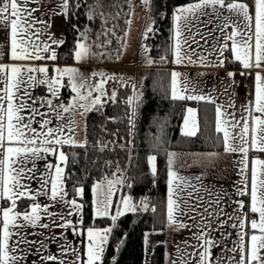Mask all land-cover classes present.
Wrapping results in <instances>:
<instances>
[{"label": "snow or ice", "instance_id": "6c2138e0", "mask_svg": "<svg viewBox=\"0 0 264 264\" xmlns=\"http://www.w3.org/2000/svg\"><path fill=\"white\" fill-rule=\"evenodd\" d=\"M41 2L0 0V31H5L7 42L6 45L0 44V48H7L6 52L0 51V264H103L105 245L113 231L112 227L103 230L88 227L85 230L88 241L86 260L74 247L63 243L59 245V254L49 251L50 244L59 243L66 237L58 238L54 232L47 236L38 230H48L49 223H42V219L58 214L61 223L55 224L53 221L55 227L64 230L72 228L74 235L80 234L75 231L76 226L72 221L67 219V216L80 213L84 205L75 198H67L69 193L65 181L72 179L75 174L65 172L70 157L63 149L65 146L84 149L87 164L90 147L100 153L114 150L115 140L105 141L101 138L89 145L86 135L80 140L76 138L79 125L75 120L69 119L66 124L63 121L70 113L75 112L83 117L91 111L100 112L109 102L116 103L117 91L113 90L109 95L105 85L109 81H117L127 86V82L115 74L98 71L85 74L76 67L60 68L55 65L51 69L53 75H49L47 61L55 62L58 59L57 49L66 41L51 35L48 36L50 42L43 40L45 31L37 25L49 29L50 19L35 16L39 9L29 6ZM127 2L131 14V2ZM142 2L147 6L150 0ZM115 6L112 0H92L88 4H85V0H60V15L70 21L76 15L75 9L86 7L89 22L102 18L106 24L110 18H114L108 9ZM173 19L177 22L173 46L176 65L199 62L201 66L223 68L226 63L238 64L241 68L239 74L250 76L253 87L249 93L252 99L243 106L239 120L235 112L226 113L223 106L215 108V131L217 134L222 133V136H218V142L225 154L239 156L235 162L239 179L233 182L232 192L222 186L217 188L204 184L203 173L192 177L179 174L175 168L176 154L166 151V214L161 221L162 231L158 234H163V229L187 230L190 233L184 240L174 241L175 252L166 253V264H264V159H261L264 155V0H196L195 3L176 7ZM182 19L189 30L201 24L210 25L206 30L213 34L215 40L211 45L213 51L209 52L210 56L216 57L214 61H208L203 55L194 61L188 51L182 48L180 37L183 32L179 25ZM125 23L130 26L131 20ZM73 29L78 33L71 50L76 63L98 56L110 58V53H99L93 49L111 45L110 37L115 36L114 29H105L101 25V31L95 34L97 40L93 44L87 42L90 29L80 31L75 24ZM152 31L153 28L149 26L144 38L147 39L148 33ZM217 31L219 36L214 35ZM200 35L208 44L203 33ZM101 36L105 39L100 40ZM191 42L198 43L195 34ZM183 43L189 44V49L195 53L188 39ZM144 50L149 51L146 46ZM37 61L44 63L37 64ZM168 62L166 55L161 56V65ZM146 63L152 66L156 62L146 58ZM226 75L234 85L236 73L227 72ZM95 77L100 79L93 82ZM170 78L172 101L215 104L208 94H193L195 89L191 87L189 78L185 76L182 79L180 72L172 71ZM181 83L183 87L178 88ZM41 86L45 87L46 94L34 96V89ZM63 88L74 94L67 105L60 99ZM139 100L140 96L135 94L125 102L132 108L128 120L130 133L135 128L136 102ZM228 107L235 108V104L231 103ZM185 111L182 135L194 137L199 131L197 111L192 107H187ZM54 119L58 123L54 124ZM103 130L106 132V128ZM112 135L116 136V133ZM120 147L123 149L125 145ZM250 153L255 155L250 157ZM49 156L56 158L55 163L47 160ZM216 157V153H209L206 158L211 161ZM156 161V155L147 156L153 177L157 174ZM38 162H44L42 170ZM71 163H79L75 152L71 153ZM92 163L95 165L96 162L93 160ZM111 166L112 162L105 161V168ZM83 171L87 173V167ZM33 182L38 185L37 188L32 187ZM116 185L132 187L126 184L123 169L118 163L111 178L103 175L92 185L96 217L110 216L115 225L117 218L125 213L156 212L154 206L150 208L151 201L147 197L136 203L131 196H121L112 215L113 188ZM84 191L77 179L73 184L74 194L83 197ZM41 196L51 203L42 206L38 202ZM23 203L28 207L19 208V204ZM57 204L68 208V212H51L50 209ZM229 207L232 211L226 210ZM233 231L235 238L231 241L232 246L228 247L227 242L233 236ZM214 233L220 234L219 240ZM149 237V233L144 236L147 255H151ZM159 243L165 247L167 245V241ZM214 250H218L220 255H216ZM112 264H116L115 260ZM145 264H148L147 259Z\"/></svg>", "mask_w": 264, "mask_h": 264}, {"label": "trees", "instance_id": "16d2710c", "mask_svg": "<svg viewBox=\"0 0 264 264\" xmlns=\"http://www.w3.org/2000/svg\"><path fill=\"white\" fill-rule=\"evenodd\" d=\"M142 2V0H135ZM92 0H85V4ZM116 5L108 9L111 17L105 24L102 18H96L89 22L87 20V8L75 9V17L70 21L65 19L66 39L64 45L58 50L57 62L60 64H73L71 54L78 33L74 31L73 24L80 31L90 29L88 43L93 44L96 33L101 31V25L105 29H114L115 36L110 37L112 44L107 48L93 49L99 53H110V58L98 56L94 61L101 65L114 63L121 50L124 33L127 28L125 23L129 18V6L127 0H112ZM131 2V0H130ZM196 0H150L151 20L153 31L148 36L149 53L154 63L150 68L140 70L141 98L136 108L135 128L129 131V114L132 108L126 105V100L132 97L133 89L130 84L124 86L117 81H109L107 91L109 95L113 90L117 91V102L107 103L100 112L91 111L86 116L85 135L89 145L98 139L105 141L115 140L114 150L100 153L91 147L87 153V164L85 161V150L82 148L64 147L69 154V165L65 169L66 174L74 173L72 179L65 181V188L69 193L68 199L75 198L84 205L82 209L81 228L93 227L95 229L113 228L109 234L108 243L105 245L103 264H143L144 261V234L146 232L162 231L161 221L165 219L167 200V152H218L223 149L218 142L215 131V105L204 101H172L170 67L172 58L173 31L171 15L173 10ZM65 18V17H64ZM105 37L101 36L100 40ZM167 56L169 67L162 68L159 65L161 56ZM229 67L237 64L227 63ZM70 92L63 88L65 100ZM193 107L197 111L199 131L194 137L182 135L183 117L186 108ZM108 118H113L109 120ZM106 128V132L103 130ZM112 133H116L113 136ZM131 141V143H129ZM120 145H125L121 149ZM75 152L79 163H71V153ZM157 156V174L152 176L147 156ZM95 161L93 165L92 161ZM105 161L112 162L110 168H105ZM117 163L123 169L126 184L123 192L131 196L138 203L147 197L150 208L155 207L156 212L127 213L118 217L115 225L110 217H94L91 204V187L98 182L103 175L112 177ZM87 167L85 173L83 169ZM79 179L84 187L83 197L76 196L73 192V184ZM28 207L26 203L19 204V208ZM165 230V229H163ZM148 264H165L164 245L154 246L149 257Z\"/></svg>", "mask_w": 264, "mask_h": 264}, {"label": "crops", "instance_id": "0c3cea01", "mask_svg": "<svg viewBox=\"0 0 264 264\" xmlns=\"http://www.w3.org/2000/svg\"><path fill=\"white\" fill-rule=\"evenodd\" d=\"M29 6L39 9V11H37L34 14L35 16H38L42 19H50L51 27L49 29H43V25H39V24L37 25L38 28H41L42 30L45 31V35L43 37L44 41L50 42L48 40L49 35L54 36L57 39H64V40L66 39V24H65L64 16L60 15V12H61L60 0H42L41 3H38V4L33 3V4H30ZM209 26L210 25H205V28L207 29V27ZM214 35L218 36L219 32L217 31ZM212 37H213V34H212ZM209 42L210 43L208 45L211 47L212 43H215L214 38L210 39ZM6 43L7 42L5 40V31H0V44L6 45ZM230 43L231 42H229V44ZM59 48L57 49V54H58ZM202 49L205 50L206 48L202 47ZM0 51L6 52L7 48L6 47L0 48ZM203 56L206 57L210 55L209 53H206L205 51L203 53ZM5 62H9V61L5 60ZM36 63L43 64L44 62L37 61ZM107 64H112V63H107ZM47 65L49 66L50 70L52 69L53 65L59 66L60 68L64 66L63 64L58 63L57 60L55 62L47 61ZM171 65H172L170 67L171 72L178 71L182 74V79L185 76L189 78L191 82V87L195 89L193 94L204 93V94L210 95V97L215 100V104H214L215 108L217 106H223L224 112L229 113V114H231L232 112H235L236 118L239 120L241 113H242L243 106L247 103L244 99L243 92L245 89H247L248 92L250 93V90L253 87V80L250 76L245 77L239 74L241 71V68L238 64H237L238 66H236L235 68L227 66V63H226V66L223 68L211 67V66L206 67V66H201L197 64L180 66V65L174 64L173 56H172ZM150 67L151 66H145V68H150ZM227 72L236 73L234 77L236 83L234 85L232 84L231 80L227 77L226 75ZM247 80L249 81L248 85L246 84ZM233 86L234 87L236 86V91L239 94L238 98L236 100L232 98L230 102L223 101L225 95L228 93V90L231 89ZM182 87H183L182 83L178 84V88H182ZM249 93L248 95H249V100H250L252 99V97ZM33 95L36 97L44 96L45 87L44 86L37 87L36 89H34ZM65 101L66 100H64V102ZM231 103L235 104V108L228 107V105ZM34 127H38V125H34ZM229 131H231V128H229ZM172 153L176 154L175 168L179 172V174L183 176L192 177V176L203 173L205 176V179L203 181L204 184L210 185V186H216L217 188L222 186L228 192L233 191V182L239 179V176L237 175V168H236V163H235L239 159L238 155L225 154L223 149L218 152H172ZM209 153H216L217 157L210 161L206 158ZM249 155L251 157L255 155V153H250ZM261 157H263L264 159V155H262ZM32 187L33 188L37 187L35 182H33ZM233 199H235V196H233ZM232 207H235V205H233ZM226 210L232 211V208L229 207ZM53 213H58V212H53ZM42 217H44V215H42ZM53 221H55V224L61 223V216L57 214L52 217L43 218L41 222L49 223L50 228L48 230L39 229L38 231L45 233V235L47 236H51L54 232L58 238L62 236L65 237L68 231L74 232L72 228H69L68 230H64V229L55 227V224L53 223ZM71 221L76 226L75 231L80 233L79 234L80 237L77 235L78 237H75L74 242L76 243L77 240L80 241L82 238L84 239L83 242H81L82 249L80 251V255L82 259L86 260V250H87L88 241H87L85 230L87 228L85 229L81 228V222H80L79 216L77 218L75 217ZM99 230H103V229H99ZM28 231H31V229H28ZM189 235L190 233L187 230L174 231L171 229H165L163 230V234H160L159 236H157L156 244H160L159 242L161 241H167L166 247L164 246L165 264L167 261L166 253L174 254L175 252L174 241H177V242L182 241L185 239V237H188ZM214 235L217 240L220 239L219 233H214ZM32 238L34 239V237ZM234 238H235V232L233 231V236L229 238L227 242L228 247L232 246L231 241ZM60 243H63L65 246H68L69 244V242H67L66 239H61L59 243L50 244L49 251L55 254H59L61 252V248L59 246ZM214 251L216 252V255H220V252L218 250H214ZM32 258L34 259L35 257H32Z\"/></svg>", "mask_w": 264, "mask_h": 264}, {"label": "rangeland", "instance_id": "374dc122", "mask_svg": "<svg viewBox=\"0 0 264 264\" xmlns=\"http://www.w3.org/2000/svg\"><path fill=\"white\" fill-rule=\"evenodd\" d=\"M182 6H184V5H182ZM174 10H173L172 15H171V24H172V31H173V44H172L173 62H174L173 46L175 44V29L177 26V22L174 21V19H173ZM201 19H203V17H201ZM128 20H131V24H130V26L127 25V28H126L125 33H124V39H123V44H122L121 50H120L119 55L116 58V61L114 63L98 65V64L94 63L95 61L93 59V60L85 61L83 63H76L74 61L73 64H63L64 66L62 68H64V67H76L82 73H85V74H90L93 71L104 72V73L109 74V75L115 74L119 79H122L123 81L127 82V84H130L132 86V89H133V85H134L135 89H133L132 96L135 94H138L141 98L142 78L140 76V70L145 68V66H148L146 63V58L152 59L149 51L146 52L144 50L145 46L149 49L148 38L147 39L144 38V33L146 32V29L149 26L152 27L150 3H149V5L146 6V5H144L143 2H137L135 0H131V14H129ZM179 25H180V28L183 32V35L180 37L182 48L184 50L188 51L189 55L192 54L191 56H192V59L194 61L197 60V57L199 55H203V53L205 51H206V53H209V51L210 52L213 51L212 47H210L208 45L210 43L209 42L210 39H212L213 37H212V34L208 33V31H206L205 25L201 24L199 27H192L191 30H189L188 27L185 26L183 19L179 22ZM200 33H203V36L207 38L208 44H205V40L201 39ZM194 34H195V41H198V43L191 42V37H193ZM219 35H220V33H219ZM148 36H149V33H148ZM208 38H209V40H208ZM186 39H188L190 41L191 49L196 50L195 53H193L189 49V44L183 43V41ZM202 47H205L206 49L204 50V49H202ZM189 51H191V52H189ZM206 58L208 61H214L216 59L215 56H206ZM195 64L200 65L199 62H197ZM185 65H187L186 62H185ZM180 66H182V65H180ZM49 75H53L51 70L49 71ZM99 79H100L99 77H95V78H93V82H96ZM108 83L105 85L106 90L108 88ZM69 92H70V90H69ZM248 93L249 92L247 89H245L243 92V96H244V99L246 102L249 101ZM45 94H46V92H45ZM73 95L74 94L70 92L68 98L64 102L65 98L63 95V89H61V91H60V99L63 100V102L66 105L68 104L69 100L71 99V97ZM238 96H239V94L236 91V86L235 87L233 86L231 89L228 90V93L225 95L223 101L230 102L232 100V98L234 100H236L238 98ZM139 101H137L136 103L138 104ZM59 102L60 101H54V103H59ZM87 114H86V116H87ZM86 116L82 117L79 114L73 112V113H70L66 117L65 121H63L65 124L68 122L69 119L75 120L77 122L79 127L76 128V138L78 140L85 137ZM55 123H58V122L55 121V119H54V124ZM183 127H184V125H183ZM183 127H182V129H183ZM47 160L55 163L56 158L54 156H49V157H47ZM43 163L44 162H38V165L41 167V170L43 168ZM149 168H150V166H149ZM123 178H125L124 175H123ZM37 187H38V185H37ZM90 191H91V189H90ZM113 192H114V196H113L114 207L111 210L112 215L115 214V211H116L115 205L119 204L120 197L121 196H128L126 193L123 192V186H121V185H116L113 188ZM93 198H94L93 193L91 191L92 213H93V216L96 217L95 213H94V208H93ZM38 202L41 203L42 206L51 203V201H49L46 197H43V196L38 197ZM78 203H80V202L78 201ZM50 211L51 212H58V213H60V212L67 213L68 208L57 204L55 207L51 208ZM129 213H131V212H129ZM125 214H127V213H125ZM41 215H44V214L42 213ZM78 216L80 217V222H81L82 211L80 212V214L74 213L71 216H67V219L73 220L75 217L77 218ZM146 233L150 234V237H149V239H150V251L152 252L154 246L157 245L156 244L157 236H159L160 234H158L157 232H146ZM159 233H161V232H159ZM145 234H144V236H145ZM78 236L80 237V235H78ZM78 236L74 235L73 232H70V231H68L65 235L66 241L69 242L70 246L74 247L80 254V251L82 249L81 242H83L84 239L82 238L80 241L77 240V242L75 243L74 239H75V237H78ZM69 244H68V246H69ZM75 244H76V246H75ZM149 257H150V255L146 254L145 243H144V259H143L144 263L143 264H145L146 259L149 261ZM62 258L68 259L67 257H62Z\"/></svg>", "mask_w": 264, "mask_h": 264}, {"label": "water", "instance_id": "95a60500", "mask_svg": "<svg viewBox=\"0 0 264 264\" xmlns=\"http://www.w3.org/2000/svg\"><path fill=\"white\" fill-rule=\"evenodd\" d=\"M159 65H160V67H162V68H167V67H169V62L166 63V64H163V65H161V64L159 63Z\"/></svg>", "mask_w": 264, "mask_h": 264}, {"label": "built area", "instance_id": "2783aa9c", "mask_svg": "<svg viewBox=\"0 0 264 264\" xmlns=\"http://www.w3.org/2000/svg\"><path fill=\"white\" fill-rule=\"evenodd\" d=\"M248 82H249V81L247 80V81H246V84H247V85L249 84ZM38 94H40V93H38ZM261 159H263V157H261ZM249 218H251V215H250Z\"/></svg>", "mask_w": 264, "mask_h": 264}]
</instances>
